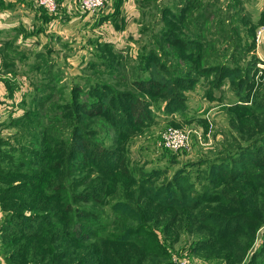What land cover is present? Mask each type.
I'll use <instances>...</instances> for the list:
<instances>
[{"label": "rangeland", "instance_id": "obj_1", "mask_svg": "<svg viewBox=\"0 0 264 264\" xmlns=\"http://www.w3.org/2000/svg\"><path fill=\"white\" fill-rule=\"evenodd\" d=\"M10 1L0 0L9 21L0 20V264H264L257 3L135 0L108 19L119 31L109 26L85 44ZM136 96L154 106L153 118L133 115ZM180 130L183 146L170 147L168 134ZM226 156L246 162L238 175L212 176L228 204L152 200L181 171L199 189V172ZM200 212L219 228H201ZM140 226L152 253L116 239Z\"/></svg>", "mask_w": 264, "mask_h": 264}, {"label": "trees", "instance_id": "obj_2", "mask_svg": "<svg viewBox=\"0 0 264 264\" xmlns=\"http://www.w3.org/2000/svg\"><path fill=\"white\" fill-rule=\"evenodd\" d=\"M39 9L47 15L46 11H44L41 7H39ZM157 60H159L160 63L162 61V59L159 57H157ZM162 64H164V61H162ZM167 71H168L169 79L176 82L177 79L174 77L173 72L169 70ZM153 82L154 81L152 79H149L147 81L149 85L153 84ZM148 92H150V90H148ZM132 101L133 102L131 103V106H133L134 108L133 115L137 118L139 122L153 118L155 111H153L154 106L151 105L150 101L145 100L144 98H141V97L139 99V97L137 96L134 99H132ZM100 109L101 108H99V110ZM249 156L251 157V154H249ZM229 157L230 156L220 158L219 163H212V165L210 166L212 170L210 172L206 171L207 175H205V172H204L205 170H201L200 171L201 173L199 172V175L201 178L207 179V181L204 182L199 189L196 188V183H195L196 181L194 182L193 178L189 176H185V177L180 176L182 172L181 171L180 174H177L166 185H162L158 188H155L153 193L150 194L152 200L159 201L162 204H171L177 208L186 206L191 210H196L200 208L201 205L207 202L210 203L212 201H219V203L228 204L229 200L223 196H220L219 193L213 191L212 190L213 186L211 185L210 187V183L213 180L212 176L216 174L222 175L223 174L222 172L229 171V174L234 176V175L240 174V172L244 170V168L246 167V162L244 160L237 161L236 163L232 164V163H229L228 160H225ZM252 177L255 183L259 184L258 182L259 180L257 178L258 176H255V174H252ZM149 178L150 177H148L147 179L143 181L144 185H148ZM114 210L116 211L115 207H114ZM120 211L124 212L131 219H137V220L140 219L139 217H136V213L132 211L131 209H128L126 211H122V209H120ZM198 220L201 223V228L203 226V229L210 230L212 228L216 230V228H219L220 226V223H218L219 219L214 218L213 215H208L207 217H205V215L202 212H200L198 215ZM257 222H258L257 219H253V222L245 223L244 226H247L249 224L255 225L257 224ZM216 237L219 240H223L221 231L216 232ZM116 239H118V241L119 240L129 241L132 244H135L138 249H144L145 252H148V253H152L155 250L152 237L150 235H146L145 231L142 229L141 226L140 227H129L126 232H124L121 235H118ZM262 247L264 246L262 245L261 248ZM164 264H173V263L167 262Z\"/></svg>", "mask_w": 264, "mask_h": 264}, {"label": "crops", "instance_id": "obj_3", "mask_svg": "<svg viewBox=\"0 0 264 264\" xmlns=\"http://www.w3.org/2000/svg\"><path fill=\"white\" fill-rule=\"evenodd\" d=\"M12 1V2H11ZM11 6L8 9L13 8V6H23L26 11L28 10L27 4L29 5V10L33 13V20L35 16L38 18L39 14L42 13L39 10L38 6L34 4L33 0H11ZM129 1V2H128ZM135 0H107V6L100 11L97 15H86L81 10V2L80 0H61L60 3V11L55 15L50 16L47 26L50 27L54 32L69 34L64 35L65 38L70 40H78V42L87 43L92 38H99V34H107L110 30L109 26H112L116 31H119V28L114 26V22L108 20L111 18V14L114 13L115 10L124 9L125 7L128 9L130 7H137ZM254 3H257L260 11L264 16V0H254ZM128 3V4H127ZM16 7V8H17ZM15 8V9H16ZM3 13L0 12V17ZM1 23L7 24L9 21L6 19L0 18ZM21 22V21H19ZM25 26H27L25 22H22ZM21 24V23H19ZM19 26V25H15ZM33 26V25H32ZM30 26V27H32ZM25 28V27H24ZM124 32V31H123ZM68 36V37H67ZM106 36V35H105ZM106 41H109L105 39ZM264 46V44H263Z\"/></svg>", "mask_w": 264, "mask_h": 264}, {"label": "built area", "instance_id": "obj_4", "mask_svg": "<svg viewBox=\"0 0 264 264\" xmlns=\"http://www.w3.org/2000/svg\"><path fill=\"white\" fill-rule=\"evenodd\" d=\"M38 7H41L49 15L57 14L60 10L61 0H33ZM81 10L86 15H95L97 12L103 10L107 6L106 0H80ZM257 40L264 43V23L257 28ZM264 60V59H263ZM171 142L170 147L181 148L187 139V133L183 131H173L168 134Z\"/></svg>", "mask_w": 264, "mask_h": 264}]
</instances>
